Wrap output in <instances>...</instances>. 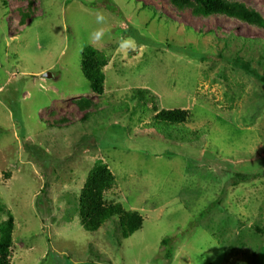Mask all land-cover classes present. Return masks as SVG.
Wrapping results in <instances>:
<instances>
[{
  "label": "rangeland",
  "instance_id": "1",
  "mask_svg": "<svg viewBox=\"0 0 264 264\" xmlns=\"http://www.w3.org/2000/svg\"><path fill=\"white\" fill-rule=\"evenodd\" d=\"M227 1L263 25L169 0H0L11 264H264V0ZM89 45L107 56L102 95L82 71ZM136 88L191 122L159 126ZM99 159L116 177L106 200L144 217L128 237L118 217L81 225L80 191Z\"/></svg>",
  "mask_w": 264,
  "mask_h": 264
},
{
  "label": "trees",
  "instance_id": "2",
  "mask_svg": "<svg viewBox=\"0 0 264 264\" xmlns=\"http://www.w3.org/2000/svg\"><path fill=\"white\" fill-rule=\"evenodd\" d=\"M178 10L190 9L195 16L208 17L213 14L227 15L247 22L251 25L262 26L261 16L254 10L236 6L227 0H169ZM107 56L92 45L86 46L82 52L81 67L85 77L90 82L91 90L102 95L105 90ZM134 93L141 100L154 103L155 113L152 118L163 127L168 125L171 130L185 127L192 120V114L185 108H158L157 97L149 89L136 88ZM82 108L91 104V101L80 102ZM84 115V120L87 118ZM246 179V175H241ZM116 184V177L109 165L99 159L90 169L87 179L80 191V221L85 230L96 231L114 217H118L123 236L128 237L140 229L144 224V217L138 210L127 209L121 202H108L106 193ZM7 215V219L0 224V264H11V248L13 246L14 217L11 211L0 207ZM168 244L169 240H163ZM170 252V251H168ZM172 252V251H171ZM170 252V253H171ZM169 253V256L171 255Z\"/></svg>",
  "mask_w": 264,
  "mask_h": 264
},
{
  "label": "clouds",
  "instance_id": "3",
  "mask_svg": "<svg viewBox=\"0 0 264 264\" xmlns=\"http://www.w3.org/2000/svg\"><path fill=\"white\" fill-rule=\"evenodd\" d=\"M104 19L103 15H98L97 16V21H102ZM102 31H97L95 33V38L96 39H99L101 36H102ZM126 46H130L129 42L128 41H125L124 44H122V47H126Z\"/></svg>",
  "mask_w": 264,
  "mask_h": 264
},
{
  "label": "water",
  "instance_id": "4",
  "mask_svg": "<svg viewBox=\"0 0 264 264\" xmlns=\"http://www.w3.org/2000/svg\"><path fill=\"white\" fill-rule=\"evenodd\" d=\"M43 75L48 78L51 77V73L49 71L44 72Z\"/></svg>",
  "mask_w": 264,
  "mask_h": 264
}]
</instances>
